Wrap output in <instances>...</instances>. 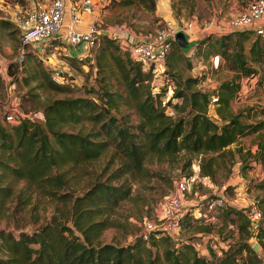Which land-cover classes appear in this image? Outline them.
<instances>
[{"label":"trees","instance_id":"16d2710c","mask_svg":"<svg viewBox=\"0 0 264 264\" xmlns=\"http://www.w3.org/2000/svg\"><path fill=\"white\" fill-rule=\"evenodd\" d=\"M111 3L154 9V0ZM7 22L0 19V27ZM194 44L193 55L205 59L217 54L222 64L236 70V78L253 75L249 61L261 64L264 77V37L252 30L202 33ZM95 46V87L87 88L92 97L53 98L42 106V122L22 117L9 129L0 124V217L6 199L12 200L16 181L23 182L16 204L28 203L34 191L69 202L67 209L58 208L49 220L30 232L13 234L0 229V264H262L264 218L252 230L243 207L231 205H226L225 213L236 222L240 241L228 243L219 255L210 258L199 255L192 243L179 241V247H173L169 234L157 235L155 231H149L147 239L138 233L124 245L100 241L106 228L119 224L113 215L118 204L130 196L129 180L144 176L145 154L171 160L184 151L188 164L192 154L207 153L199 159V174L211 177L217 163L210 152L223 155L240 151V147L231 150L228 145L264 127V119L245 121L241 118L243 110H229V100L237 89V84L229 80L222 81L212 95L216 97L214 113L219 122L206 114L208 93L190 87L194 78H185L179 87L181 81L170 73L175 85L170 100L162 101L160 91H152L150 86L153 72L143 70L125 45L101 36ZM184 56L179 45L171 41L165 57L167 66L175 67ZM8 66L15 71L9 79L14 83L19 67L17 62ZM1 82L0 78V87ZM47 84L56 90L66 89L51 79ZM168 105L173 114L165 111ZM121 107L133 109L137 122L127 125L124 119L128 113L119 112ZM249 116L245 112L244 117ZM110 147L109 160L117 161L114 167L105 176L103 172L94 174L82 192L71 194L67 189L69 170L99 158ZM255 158L264 163V133L258 136ZM251 236L257 240L260 252L242 241ZM158 243L163 244L160 253L151 249Z\"/></svg>","mask_w":264,"mask_h":264},{"label":"rangeland","instance_id":"374dc122","mask_svg":"<svg viewBox=\"0 0 264 264\" xmlns=\"http://www.w3.org/2000/svg\"><path fill=\"white\" fill-rule=\"evenodd\" d=\"M237 1L246 5L250 0ZM14 2L22 7H15L17 9L15 10ZM109 3L113 4L111 0ZM28 6V2L24 0H0V19L5 21L7 16L15 13L24 14L29 8ZM123 6L116 14L118 16L122 13L116 22L130 25L132 23L131 18L138 19L141 21L140 25L146 29V35L152 33L164 22L153 14V10L142 5ZM171 6L175 17L174 24L176 22L177 25H180L185 21V17H181L185 10L180 11V8L184 7L190 11L194 4L186 0H175ZM9 10L11 12H8ZM1 26H3V36L0 38V49L3 50H0V55L5 59V61L2 60L0 68L2 81L0 87V124L2 126L9 129L13 124L4 119L3 115L6 111L17 110L21 113L41 111L42 106L53 98L77 95L92 97L93 94L87 88L89 86L95 87L94 74L96 68L93 59L95 45L88 48L89 50L85 51V55L76 57L67 54V49L63 48L64 45L56 39H50L36 46L29 45L22 60L17 63L19 67L16 72L17 79L12 85L9 79L15 71L13 66H8V63L15 62L18 58L19 32L11 22ZM248 41H245V46L248 45ZM194 43L185 51L181 49L185 52V56L175 67H168L165 59L164 65L152 73L150 80L152 91H160L162 101L170 100L169 97L175 85L170 80V73L175 79L181 81L179 87L183 86L182 80L185 78H194L195 82L190 87L208 93L209 106L206 114L219 122L220 119L214 113L217 103L211 98L212 95H215L216 87L222 81L229 80L232 84H237L234 96L229 100V110L232 112L243 110L241 118L245 121L264 119V112H259L264 110V77H262L261 64L249 61L255 71L253 75H239L236 78L234 77V74L237 73L236 70L227 64H222L220 56H218V61L221 62V65L213 66L209 60L211 56L204 59L193 55ZM187 58L190 63L188 66ZM45 74L52 81L65 85L66 89L56 90L48 87L49 79ZM53 75L57 81L52 77ZM174 100L177 99H171V101ZM165 111L168 114L174 113L169 105ZM119 112L128 113L124 119L127 125L137 122V115L133 109L121 107ZM245 112L250 115L248 118L244 117ZM42 120H37V122H42ZM241 141L238 139L237 143L228 145L231 150L235 146L240 147V151H233L232 154L225 152L223 155H218L217 152H210L211 155L215 156L217 163L211 177L199 174V159L207 153L205 155L203 153L192 154L188 164V154L184 151H180L171 160L145 154L143 157V166L146 169L144 176L129 180L130 196L118 204L113 215L119 224L106 228L100 236V241L113 242L117 245L132 242L136 234L142 230L143 223L147 219L155 217L163 197L173 188L174 180L181 175L188 176L193 173H196L197 176L191 182L190 190L184 195L186 214L181 217L179 224L170 234L173 247H179V241L192 243L199 255L210 258L212 254L219 255L220 249L226 247L228 243L240 241L241 236L238 233L237 224L229 219L230 215L225 213V208L228 205L239 208L255 204L260 210V203L264 205V163L256 162V144L253 147L254 140L252 138L242 141L240 145ZM243 142H247V149H242L243 147L246 148ZM111 150L110 147L99 158L78 165L74 170H69L66 174L70 179L67 189L71 194L75 195L82 192L94 174L103 172V176L107 175L117 163L116 159L109 160L108 155ZM119 180L117 179V181ZM22 185V181H16L12 185L13 197L11 201L6 199L3 216L0 217V229L10 231L13 234L20 230L30 232L39 224L49 220L58 208L67 209L69 202L44 196L37 191L32 192L28 203L16 204ZM218 193L224 197L227 206L207 207L204 203L205 200ZM241 232L243 235L244 232L242 230ZM242 241L247 244L257 243L253 236L242 239ZM162 245V243H158L156 246H151V249L160 253ZM258 248L256 252H260V247ZM262 264H264V259Z\"/></svg>","mask_w":264,"mask_h":264},{"label":"built area","instance_id":"2783aa9c","mask_svg":"<svg viewBox=\"0 0 264 264\" xmlns=\"http://www.w3.org/2000/svg\"><path fill=\"white\" fill-rule=\"evenodd\" d=\"M108 2L109 0H102ZM94 2L82 0L77 10L78 12H91ZM64 13L63 0H50L46 4L34 3L25 14L13 15L12 22L19 32V46L17 48L16 62L22 60L23 54L29 45L40 43L52 37L64 35L68 44L75 46L85 43L92 47L99 39L100 26L92 21L85 29H77L74 23L78 20V13L70 11L69 22L62 27ZM251 29L254 34L264 37V0H250L247 4L234 14L221 19L215 15L203 20H185L180 25L169 21H164L152 33L144 38L127 42V38L114 30L110 31V37L125 45L130 56L139 61L143 70L150 69L152 72L164 65L166 53L171 41L177 31H182L188 38L197 36L199 33H222L229 30ZM199 32V33H198ZM109 37V36H108ZM213 66L217 65L218 55L210 57ZM56 81V77L52 76ZM10 84L13 85V82ZM212 97L211 100H215ZM7 122L16 123L22 117L37 121L43 119L41 111H31L21 113L17 110L6 111L3 115ZM197 174L181 175L174 180L173 188L163 197L158 207V212L152 219H147L143 223L139 232L143 239H147L149 231H155L157 235L171 234L185 214L184 195L190 190L191 182ZM200 180V179H199ZM205 200V199H204ZM203 200V201H204ZM207 207H222L226 205L224 197L218 193L209 197L204 202ZM250 229L255 230L262 219V212L255 204H250L242 209Z\"/></svg>","mask_w":264,"mask_h":264},{"label":"crops","instance_id":"0c3cea01","mask_svg":"<svg viewBox=\"0 0 264 264\" xmlns=\"http://www.w3.org/2000/svg\"><path fill=\"white\" fill-rule=\"evenodd\" d=\"M24 1L28 2V5H29L28 6L29 8L25 11L26 13L34 3L46 4L50 0H24ZM81 1L82 0H63L64 13H63V21H62L61 29H63L64 28L63 26H65L69 22L70 11L72 10L74 11L75 9L78 13V20L74 23V27L77 29H85L90 22L95 21L100 26L99 37H101L102 35L110 37L109 35L110 31L114 30L116 33L123 34L127 38V42L131 43L132 41L144 38L145 36L150 34L148 33L146 35L145 33L146 29H144L143 25L142 26L140 25L141 21H139L138 19L131 18L132 23H130V25H124L122 23L116 22V19L120 17V15L122 14L121 13L117 16L116 14L118 10L124 7L121 4L115 3L116 4L115 5V4H110L109 1L104 2L102 0H91L92 2H94L91 12L83 13V12H78L77 10V7ZM173 1L175 0H154L153 14L159 17L160 19H162V21H169V22L173 21L172 23H174L175 17H174V12L171 6V3ZM186 1H188L189 3H193L194 6L192 7V10L190 11L186 10L184 7L180 8V11L185 10V13L182 12V16H181L183 18L185 17V20H190V19L203 20V19L209 18L212 15H215L217 17H220L221 19H224L225 17L234 14L236 11H238L239 9L245 6L239 3L237 0H186ZM18 6L19 8L22 7L21 5L17 4V2H14L13 4L14 9L15 7H18ZM197 6H200V8H197ZM116 8H119V9H116ZM14 9H11V10H14ZM11 10H9L8 12H11ZM125 11L127 10L125 9ZM15 14H18V13H15ZM13 17H14L13 15L7 16L6 20L13 23L12 22ZM15 28L17 27L15 26ZM248 30H251V29H248ZM0 31H1L0 38H2L3 26H1ZM200 34L202 33L196 34L197 36L191 37V39L190 38L189 39L194 40L196 42L197 41L196 38H198ZM50 39L52 40L56 39L61 44H63L64 45L63 48L67 49L66 51L67 54H70V56L72 57L73 56L76 57L78 55L80 56L82 54L85 55L86 54L85 51H88L89 50L88 48H90L85 43L72 46L68 44V41L64 35H61L58 38L52 37L40 43L46 42ZM40 43H36L35 45L33 44L32 46H36ZM0 50H3V49H0ZM2 60L5 61V59L0 55V68L2 65ZM260 133H264V129L259 128L258 130L253 131L247 135H244L240 137L239 139H241L242 141H247L249 138H252L254 140V143L252 145L253 147H255V144L258 140V136ZM242 141L239 143L240 145L242 144ZM243 144H245V147H246L247 142L245 143L243 142ZM242 149H247V147L246 148L243 147ZM256 162L260 163L258 159L256 160ZM260 210L262 211L263 218H264V205L262 203H260Z\"/></svg>","mask_w":264,"mask_h":264},{"label":"water","instance_id":"95a60500","mask_svg":"<svg viewBox=\"0 0 264 264\" xmlns=\"http://www.w3.org/2000/svg\"><path fill=\"white\" fill-rule=\"evenodd\" d=\"M174 41L179 45V47L182 49V50H187L193 43H194V40H190L187 35L185 33H183L182 31H177L175 33V36H174ZM258 244L257 243H252L251 244V248L253 251H257L259 248H258Z\"/></svg>","mask_w":264,"mask_h":264}]
</instances>
